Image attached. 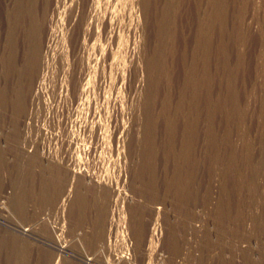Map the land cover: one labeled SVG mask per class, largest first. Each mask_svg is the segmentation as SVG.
<instances>
[{
	"label": "rangeland",
	"instance_id": "rangeland-1",
	"mask_svg": "<svg viewBox=\"0 0 264 264\" xmlns=\"http://www.w3.org/2000/svg\"><path fill=\"white\" fill-rule=\"evenodd\" d=\"M86 1L0 0V264H264V0Z\"/></svg>",
	"mask_w": 264,
	"mask_h": 264
},
{
	"label": "bare ground",
	"instance_id": "bare-ground-1",
	"mask_svg": "<svg viewBox=\"0 0 264 264\" xmlns=\"http://www.w3.org/2000/svg\"><path fill=\"white\" fill-rule=\"evenodd\" d=\"M86 1V0H85ZM89 1V0H88ZM100 1V0H99ZM104 1V0H103ZM115 1V0H114ZM131 1V0H130ZM135 0H132V2H134ZM87 2V1H86ZM91 2H92V5H93V3H94V5L96 4V0H91ZM113 2V1H112ZM70 3V2H69ZM90 3V2H89ZM131 3V2H130ZM86 4H88V3H86ZM91 4V3H90ZM90 4H88L89 6H90ZM107 4V3H106ZM85 5V4H84ZM87 5V6H88ZM130 5V4H129ZM88 6V7H89ZM97 6V5H96ZM134 6V5H133ZM91 7V6H90ZM98 7V6H97ZM105 8V7H104ZM87 9V8H86ZM89 9H91V8H89ZM93 9V8H92ZM134 10V9H133ZM69 11V10H68ZM85 11V10H84ZM91 11V10H90ZM92 12V11H91ZM133 12V11H132ZM86 13V12H85ZM88 13V12H87ZM86 13V14H87ZM95 13V12H94ZM82 14V13H81ZM110 14V13H109ZM79 15V14H78ZM92 15V14H91ZM104 15V14H103ZM106 15V14H105ZM118 15V14H117ZM123 15V14H122ZM99 16V15H98ZM112 16V15H111ZM119 16V15H118ZM95 17V16H94ZM100 17V16H99ZM115 17V16H114ZM97 18V17H96ZM102 18V17H101ZM100 18V19H101ZM104 18V17H103ZM84 19H86V18H84ZM89 19V18H88ZM87 19V20H88ZM91 19V18H90ZM117 19V18H116ZM109 20V19H108ZM121 20V19H120ZM71 21H72V19H71ZM70 21V22H71ZM95 22V21H94ZM102 22H104L105 24H107L104 20H102ZM107 22H109V21H107ZM89 23V22H88ZM101 23V22H100ZM111 23H112V21H111ZM114 23V22H113ZM85 24V23H84ZM91 24V23H90ZM105 24L103 25V26H105ZM109 25H110V23H108ZM114 24H116V23H114ZM113 24V25H114ZM94 25V24H93ZM108 25V26H109ZM85 26V25H84ZM88 26H91V25H87V27ZM111 26V25H110ZM109 26V27H110ZM115 26V25H114ZM106 27V26H105ZM112 27V26H111ZM96 28V27H95ZM107 28V27H106ZM91 29V28H90ZM104 29V28H103ZM110 29V28H109ZM89 30V29H88ZM88 30H87V33H88ZM92 30V29H91ZM93 30H94V28H93ZM112 32H113V30H112ZM85 33V32H84ZM96 33V32H95ZM122 33V32H121ZM90 34V33H89ZM94 34V33H93ZM119 34V33H118ZM100 35V34H99ZM104 35V34H103ZM112 35V34H111ZM96 36V35H95ZM109 36V35H108ZM86 37V36H85ZM97 37H98V34H97ZM104 37V36H103ZM108 38V37H107ZM110 38H112V37H110ZM116 38V37H115ZM84 39V38H83ZM89 39V38H88ZM109 39V38H108ZM113 39H114V37H113ZM113 39H111V40H113ZM128 39V38H127ZM87 40V39H86ZM94 41V40H93ZM115 41V40H114ZM120 41V40H119ZM101 42V41H100ZM111 42V41H110ZM116 42V41H115ZM114 43V42H113ZM95 44V43H94ZM84 45V44H83ZM96 45V44H95ZM107 45V44H106ZM90 46V45H89ZM100 46V45H99ZM91 49V48H90ZM93 49H94V47H93ZM103 49V48H102ZM99 50H101V49H99ZM84 51V50H83ZM90 51V50H89ZM105 51V50H104ZM93 52V51H92ZM100 52V51H99ZM102 52V51H101ZM115 52V51H114ZM117 52V51H116ZM86 53V52H85ZM108 53V52H107ZM109 54V53H108ZM85 55V54H84ZM103 55V54H102ZM101 55V56H102ZM94 56V55H93ZM109 56H110V54H109ZM116 56V55H115ZM130 56V55H129ZM73 57V56H72ZM77 58V57H76ZM109 58V57H108ZM81 59V58H80ZM83 60V59H82ZM67 61V60H66ZM95 60L92 58V57H90V56H86V59H84V61H83V63H81V64H83L82 66H84V71H85V74L82 76V81H81V83H80V85H78L79 86V88L77 89V92L75 93V95H76V97L74 98V100H75V102L76 103H79V105L78 106H80V103L82 104L83 102L85 103V96H86V91H89L88 89H87V87H86V85H89V83H90V79H89V74L90 73H92L93 72V70H94V67H92V65H94V64H92L93 62H94ZM97 61V60H96ZM111 61V60H110ZM114 62V61H113ZM94 63H97L98 64V61L97 62H94ZM130 63V62H129ZM117 64V63H116ZM121 64H123V63H121ZM125 65H126V62L124 63ZM96 66V65H95ZM122 66V65H121ZM124 66V65H123ZM124 67H126V66H124ZM110 70H112V69H110ZM82 71V70H81ZM113 72V71H112ZM97 73V72H96ZM100 74V73H99ZM96 75V74H95ZM123 75V74H122ZM94 76V75H93ZM81 77V76H80ZM92 79V78H91ZM120 81V80H119ZM92 82V81H91ZM79 83V82H78ZM104 83V82H103ZM114 83V82H113ZM115 85V84H114ZM121 87V86H120ZM94 90V89H93ZM113 90V89H112ZM75 92V91H74ZM71 93V92H70ZM104 93V92H103ZM107 94V93H106ZM68 95V94H67ZM74 95V96H75ZM88 95V94H87ZM70 96H72V95H70ZM117 96V95H116ZM69 97V96H68ZM115 97V96H114ZM70 98V97H69ZM73 100V101H74ZM87 101H89V100H87ZM109 102V101H108ZM116 102H118V101H116ZM122 102V101H121ZM89 104V103H88ZM119 106V105H118ZM107 107V106H106ZM120 108V107H119ZM80 110V109H79ZM109 110V109H108ZM105 111V110H104ZM106 112V111H105ZM95 113V112H94ZM107 113H108V111H107ZM115 114V113H114ZM95 115V114H94ZM115 116V115H114ZM80 117V116H79ZM110 117V116H109ZM78 119V118H77ZM82 120V119H81ZM83 121V120H82ZM100 121V120H99ZM75 122V121H74ZM80 123V122H79ZM102 123V122H101ZM104 123V122H103ZM107 124V123H106ZM75 125V124H74ZM96 125V124H95ZM98 127V126H97ZM96 128V127H95ZM98 129V128H97ZM95 130V129H94ZM106 130V129H105ZM116 130V129H115ZM97 133V132H96ZM117 133V132H116ZM100 134V133H99ZM80 135V134H79ZM68 136V135H67ZM83 136V135H82ZM101 138V137H100ZM118 138H120V137H118ZM104 139V138H103ZM106 140V139H105ZM81 141V140H80ZM102 141V140H101ZM96 143V142H95ZM72 144V143H71ZM103 145V144H102ZM80 146V145H79ZM101 148H103V147H101ZM102 160V159H101ZM79 175H82L80 172H75V173H72V179L74 180V179H77L76 177H79ZM84 176H86V175H84ZM83 177V176H82ZM85 178V177H84ZM90 178V177H89ZM95 178V177H94ZM103 178V177H102ZM71 179V180H72ZM72 180V181H73ZM90 180H92L91 178H90ZM90 180H89V182H90ZM82 181V180H81ZM93 182V181H92ZM88 183V182H87ZM91 183V182H90ZM89 183V184H90ZM97 184V183H96ZM70 192V191H69ZM122 209V208H121ZM62 248V247H61ZM126 259V258H125Z\"/></svg>",
	"mask_w": 264,
	"mask_h": 264
}]
</instances>
